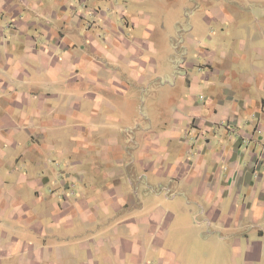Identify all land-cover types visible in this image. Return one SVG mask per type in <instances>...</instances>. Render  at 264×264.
<instances>
[{
	"label": "crops",
	"instance_id": "1",
	"mask_svg": "<svg viewBox=\"0 0 264 264\" xmlns=\"http://www.w3.org/2000/svg\"><path fill=\"white\" fill-rule=\"evenodd\" d=\"M152 1L160 9L168 3L163 14L177 5L0 0V264H192L186 251L184 260L163 251L156 213L137 215L144 210L134 196L139 189L125 181L135 179L128 163L135 155L113 154L124 119L137 116L145 98L157 110L154 120L132 121L133 133L142 131L138 150L141 141L145 148L172 137L181 153L169 172L159 154H139V164L153 178L158 170L159 182L175 184L187 205L199 209L197 224L232 230L207 237L227 247L213 264H264V35L248 46L242 41L240 54L206 49L179 62L173 29L159 30L156 13L147 10ZM226 56L248 62L250 70L226 66ZM163 81L169 89L162 101ZM168 123L171 132L158 131ZM95 132L98 145L88 140ZM69 139L72 154L61 155L73 169L43 198L49 176L31 179L18 163ZM89 146L94 154H78ZM84 160L108 170L99 184L74 169ZM30 191L37 202H27ZM209 260L204 255L196 264Z\"/></svg>",
	"mask_w": 264,
	"mask_h": 264
},
{
	"label": "rangeland",
	"instance_id": "2",
	"mask_svg": "<svg viewBox=\"0 0 264 264\" xmlns=\"http://www.w3.org/2000/svg\"><path fill=\"white\" fill-rule=\"evenodd\" d=\"M201 1L202 0H173V3L177 5H173V8L170 9V12L173 13L168 12L167 14H163V11L166 13L167 6L164 4L168 3H163V8L160 9L157 4H155L158 3V1H152L153 3L147 2L148 12L156 13L154 18L158 20L157 24L159 30H162V26L166 27L167 25L171 26L173 29V55L176 56L179 62L183 61L184 57L190 60L193 57L192 55L200 54L201 56L206 49L218 51L219 56H222L221 52L240 54L242 41L248 46V44L250 45V43H253L257 35H264V0H209L207 4H201ZM196 2L203 6L197 8ZM214 9L221 11L220 15L216 13V17L211 15ZM214 18H216V20ZM190 40L196 42L195 46L190 43ZM225 64L233 69L236 65H242L245 66L247 71L250 70L248 62L242 64L236 63L233 56H226ZM162 85L164 87L160 90L159 96L163 98V101L168 97L167 89H169V87L165 81L162 82ZM154 87V85L152 88L149 87L148 93H150ZM145 89H147V87H145ZM145 92H147V90ZM145 99L147 103L144 104V101H141L137 116H129L124 119L121 126L118 147L113 149V154L135 155V157L131 156V158H128V163L130 164L129 172H133L132 174L135 179L129 180L128 175H126L125 181L129 187L137 190L139 189L138 191H134L136 192L134 196L139 199L140 202L138 204H141L144 210L138 212L137 215H140L139 217L146 216V218L154 217V212L160 217L158 232L163 242L164 247L162 246V249L164 252L167 250L173 252V250H175L179 254V257L184 260L183 255L186 251L189 255L188 259L192 264L200 262V259L204 255H207L210 258L207 264H213V260H216L215 256L219 255L222 250H225L227 247L219 245L217 241L212 240L213 238L207 237L226 236L232 230H228L223 226L219 227L213 223L208 225L207 221L200 225L197 224V222L193 220V217L194 214L196 215V212H199V209L194 205H187L186 197L179 196L177 190L173 188L175 184L159 182L157 180L159 179L157 178L159 176L157 175L159 173L158 170L154 172L153 175L155 177L153 178V176L151 177L150 171L139 164V154H159L163 157H167L166 161L168 162H166L167 164L163 167L165 168L164 171H167V169L170 168V164L173 165V155L181 153L175 150L178 144L173 142L172 137L162 138L159 142L154 141L152 144L147 142L145 148L144 144L146 141H141V148L138 150V141L142 131L141 128H137L133 133L130 127L134 123L132 121L141 120V122H145L148 118L154 120L155 111L157 110L154 103L149 104L152 102L151 98ZM123 117H126V115L124 114ZM135 123L140 124L139 121ZM157 129L163 132L172 131L170 123H168L167 126H160ZM74 133L75 131H72L69 135L66 133V137L70 138ZM109 134L110 131L107 130L103 135L109 137ZM93 135L88 138V140L92 139L90 144H94L95 142V144L98 145V138H100L101 135H97L96 132ZM61 139V141H63L64 137L61 136ZM70 141L69 139L68 143L66 142L65 144V142H62L60 145L56 143L55 147L50 150H36V153L27 154V156L18 163L19 168H23L24 165L27 166L28 171H30L31 179L39 174H47L49 176L50 182L43 187L45 188L42 191L43 198H47V192L49 190L47 187L53 190L54 184H58V176L61 177L63 172L66 171L65 169H68L70 165L67 160L68 157L65 155L63 157L61 155L72 154L70 151ZM64 145L67 151L62 153ZM179 146L182 147L183 145L181 144ZM78 154L94 153L89 146L88 149L81 150ZM131 159H134V161ZM155 159L157 158L155 157ZM95 162L96 161L84 160L82 165L74 169L80 172L81 170H86L88 179L94 180V182L99 184L98 182L102 180L103 173L108 170L101 169L99 161H97L98 164ZM158 163H160V161H158ZM69 169L73 168L70 167ZM125 169L126 168H124V170ZM148 169L150 168L148 167ZM80 172H78V176L81 175ZM64 180L68 179L64 177L63 181ZM81 185L83 184H80V186ZM196 185V183L193 184L194 187ZM165 186L170 187L171 190H167ZM31 187L33 186L31 185ZM24 195L25 198H27V202H37L38 200L35 192H26ZM150 213L153 215L150 216ZM203 218V215L199 216V220ZM222 263L223 262H220V264Z\"/></svg>",
	"mask_w": 264,
	"mask_h": 264
}]
</instances>
